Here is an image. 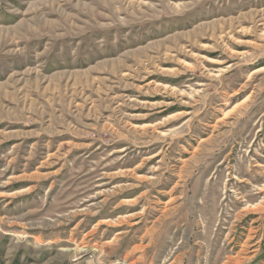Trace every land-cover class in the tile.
Segmentation results:
<instances>
[{
  "label": "rangeland",
  "instance_id": "obj_1",
  "mask_svg": "<svg viewBox=\"0 0 264 264\" xmlns=\"http://www.w3.org/2000/svg\"><path fill=\"white\" fill-rule=\"evenodd\" d=\"M0 264H264V0H0Z\"/></svg>",
  "mask_w": 264,
  "mask_h": 264
},
{
  "label": "bare ground",
  "instance_id": "obj_2",
  "mask_svg": "<svg viewBox=\"0 0 264 264\" xmlns=\"http://www.w3.org/2000/svg\"><path fill=\"white\" fill-rule=\"evenodd\" d=\"M76 254H78V253H76ZM74 257H76V258H77L78 256H74ZM77 259H78V258H77ZM96 260H97V259H96Z\"/></svg>",
  "mask_w": 264,
  "mask_h": 264
}]
</instances>
